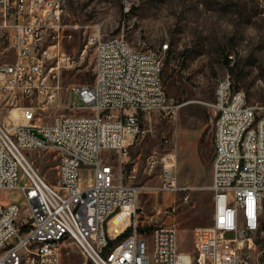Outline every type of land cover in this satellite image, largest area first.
<instances>
[{
  "label": "built area",
  "instance_id": "built-area-1",
  "mask_svg": "<svg viewBox=\"0 0 264 264\" xmlns=\"http://www.w3.org/2000/svg\"><path fill=\"white\" fill-rule=\"evenodd\" d=\"M61 12L59 0H0V99L13 122L0 121V264H60L66 240L93 264H193L190 253L178 250L173 225L139 228L134 204L141 188L123 181L127 147L145 135L142 115L168 109L161 54L135 50L122 35L94 34L93 82L71 88L81 103L71 108L87 114L42 122L39 111L60 89L43 44L58 37ZM211 107L212 214L210 225L193 231L194 264H264V105L247 103L225 75ZM26 150L56 153V185L37 173ZM105 152L119 154L117 165ZM146 164L160 166L158 190L184 188L174 154H152ZM127 177H135L133 170ZM7 191L20 200L5 199ZM126 205L134 206L129 222L111 235L108 220ZM22 207L27 215L19 220Z\"/></svg>",
  "mask_w": 264,
  "mask_h": 264
},
{
  "label": "rangeland",
  "instance_id": "rangeland-1",
  "mask_svg": "<svg viewBox=\"0 0 264 264\" xmlns=\"http://www.w3.org/2000/svg\"><path fill=\"white\" fill-rule=\"evenodd\" d=\"M59 1L62 12L58 37L47 40L43 48H48L47 69L53 67L60 89L55 102L39 111L41 121L52 123L60 114H87L71 108V104L81 105L71 88L93 82L90 39L94 34L122 35L135 50L161 54L168 109L142 115L145 135L127 147L123 181L141 188L136 201L139 228L173 225L178 250L190 253L194 264L193 231L211 223L209 186L215 116L211 103L217 79L229 75L233 89L242 90L247 103L264 105V0ZM164 43L168 46L160 51ZM3 101L0 99V121L11 127L9 108ZM24 153L48 184H57L54 151ZM169 153L176 158L178 182L184 187L175 192L158 190L160 166L150 170L146 164L152 154L162 158ZM102 157L117 165L119 154L105 152ZM131 170L135 174L132 180L127 177ZM87 174L86 169H80L85 181ZM3 196L20 200L10 191ZM26 215L22 207L19 220ZM117 216L107 224V231L118 229ZM60 264L93 263L66 240L60 245Z\"/></svg>",
  "mask_w": 264,
  "mask_h": 264
},
{
  "label": "bare ground",
  "instance_id": "bare-ground-1",
  "mask_svg": "<svg viewBox=\"0 0 264 264\" xmlns=\"http://www.w3.org/2000/svg\"><path fill=\"white\" fill-rule=\"evenodd\" d=\"M134 206H136V203L134 204ZM134 206H132V205H126V206H123L121 210H119L117 213H115V214H114V215L108 220V226H109L111 220L113 219V217H114L115 215H118V217H120L119 220H118V222H117V227H118V229L116 228V229H114V230L109 231V233H110L111 235H115V234H117L118 232H120L121 230H123V229L125 228V226H126L128 223H127L125 226H124V224H125L127 221H129V212H130L129 209H132V207H134ZM123 226H124V227H123ZM113 228H114V227H113Z\"/></svg>",
  "mask_w": 264,
  "mask_h": 264
},
{
  "label": "trees",
  "instance_id": "trees-1",
  "mask_svg": "<svg viewBox=\"0 0 264 264\" xmlns=\"http://www.w3.org/2000/svg\"><path fill=\"white\" fill-rule=\"evenodd\" d=\"M150 228L147 227L146 230H149ZM128 230H125L123 233H120L118 236H116V238L114 240H109L108 243L112 244L115 241H119L121 238H123L126 234H127Z\"/></svg>",
  "mask_w": 264,
  "mask_h": 264
},
{
  "label": "crops",
  "instance_id": "crops-1",
  "mask_svg": "<svg viewBox=\"0 0 264 264\" xmlns=\"http://www.w3.org/2000/svg\"><path fill=\"white\" fill-rule=\"evenodd\" d=\"M214 120H215V116H214ZM213 139H214V132H213ZM213 152H214V146H213ZM212 157H213V153H212ZM211 166H212V158H211V162H210V184H211V178H212V170H211ZM160 183H161V180H160ZM179 183V182H178ZM209 188H210V186H209ZM211 190V189H210ZM211 192H212V190H211ZM139 194V193H138ZM212 196H213V192H212ZM138 198V197H137ZM118 217V216H117ZM116 217V218H117ZM114 220H115V218L114 219H112L111 220V224L114 222ZM149 240H150V237H149Z\"/></svg>",
  "mask_w": 264,
  "mask_h": 264
}]
</instances>
